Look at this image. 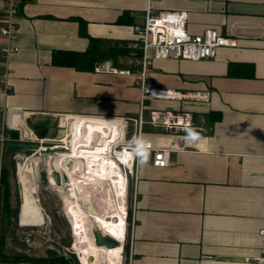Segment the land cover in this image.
<instances>
[{
  "label": "crops",
  "instance_id": "crops-1",
  "mask_svg": "<svg viewBox=\"0 0 264 264\" xmlns=\"http://www.w3.org/2000/svg\"><path fill=\"white\" fill-rule=\"evenodd\" d=\"M148 2L26 0L18 17L19 40L10 42L0 33V87L5 77L11 85L8 94L0 90V131L14 130L13 120L24 135L32 128L43 137L50 135L55 119L69 130L77 117L71 115L138 116L136 76L99 67H130L134 25L144 22ZM153 5L188 11L191 34L213 28L235 44L219 48L213 59L154 63L157 86L206 91L208 99L145 102L148 116L152 108L191 110L195 128L186 134L197 144L173 149L165 167L153 164L151 151L143 152L140 177L133 180L129 264H264L255 259L262 255L259 230L264 228V0H154ZM7 21L5 0H0V27ZM90 38L99 40L105 54L92 66L54 63L55 52H84ZM10 44L20 50L5 58L2 49ZM99 116L85 117L107 119ZM83 117L78 121L95 126ZM120 120L115 124L122 135ZM144 139L159 147L175 140L150 125ZM5 240L2 264H51L15 261L18 254L7 250Z\"/></svg>",
  "mask_w": 264,
  "mask_h": 264
},
{
  "label": "built area",
  "instance_id": "built-area-1",
  "mask_svg": "<svg viewBox=\"0 0 264 264\" xmlns=\"http://www.w3.org/2000/svg\"><path fill=\"white\" fill-rule=\"evenodd\" d=\"M26 0H5L7 24L0 27V33L6 36L10 42L19 40L22 28L18 22ZM154 0H149L145 14V20L142 24H135L136 42L131 44L132 59L130 67H99V70L111 73H121L136 76V85L141 90V108L138 116L134 117H114L99 115H71V116H99L108 118H119L123 125V134L115 131L110 137V149L105 156L116 158L122 151H131L130 164L123 163V170L128 178L136 182L139 179V169L144 151L153 153V164L159 167H165L170 164V154L173 149H186L196 147L197 138L186 134L188 130L195 128L194 114L188 109L176 108H152L148 118L145 114V102L150 98L178 99L181 101H205L208 99L206 91H179L172 88L160 87L155 84L154 63L161 59H189L204 60L213 59L218 56L219 48L226 45L235 44L234 39L227 37L213 28L206 29L201 34H191L187 28L189 13L186 10H156L153 5ZM19 46L10 44L4 46L2 51L5 58L19 51ZM3 85L0 90L8 94L11 91V85L8 79L2 78ZM15 114L13 115V117ZM62 115H60L59 119ZM19 122V121H18ZM59 124L62 126L60 120ZM154 128H163L167 130L175 140L170 146H155L151 141L144 139V133L147 126ZM14 130H18L20 138L17 140H30L29 142H38L39 148H43L42 143L45 139L36 134L31 128L30 136L23 134V129L19 123H9ZM67 129V127H65ZM67 136H70L71 130H68ZM9 141L6 130L0 131V142L5 144ZM66 141V140H65ZM38 148V149H39ZM64 149L62 154L71 153V143L66 141L61 145ZM39 149V150H40ZM20 163V162H19ZM18 163V166H19ZM122 163V162H121ZM64 178V175H63ZM127 185V188H128ZM128 213V211H127ZM126 217L127 214H126ZM3 195L0 190V249L3 228ZM262 244V255L255 257L258 262L264 263V228L259 230ZM0 264L2 259L0 258Z\"/></svg>",
  "mask_w": 264,
  "mask_h": 264
},
{
  "label": "bare ground",
  "instance_id": "bare-ground-1",
  "mask_svg": "<svg viewBox=\"0 0 264 264\" xmlns=\"http://www.w3.org/2000/svg\"><path fill=\"white\" fill-rule=\"evenodd\" d=\"M83 116H77L72 121L70 136H65L63 139L71 143V154L62 156L56 161L50 160V181L58 187L54 172H63L68 178L70 191L73 196V203L69 207L68 217L74 224L75 242L74 248L80 253L82 264H122L124 244L127 236V221H126V189L127 181L123 163L130 164L131 151H122L119 155V160L105 156L107 150L110 149V137L115 131L118 132L115 124L116 118L95 119L89 120L95 126L84 125V121H78ZM16 119V118H15ZM18 120L20 118H17ZM18 123V122H17ZM25 123V122H24ZM20 124V123H19ZM27 128V126H26ZM29 130V129H28ZM30 134V133H29ZM69 158V159H66ZM30 165L24 164L19 174V179L22 187V200L24 211L27 214H32L38 209L36 197L39 193L37 184L39 174V158H29ZM122 162V163H121ZM29 163V162H28ZM63 170V171H62ZM61 175V174H60ZM63 181V180H62ZM116 187L117 192L121 194L124 205L113 208L110 202L111 190ZM103 189L102 197L96 193L93 196L94 189ZM64 193V190H62ZM91 193V195H90ZM81 195L87 198L90 196L94 201L92 204L84 206L81 203ZM89 197V198H90ZM111 204L105 210H95V203L104 202ZM113 208V209H112ZM92 219L96 224L94 227L100 229L104 234L111 235L118 239L119 244L114 248L99 246L95 242L94 227H89L88 222ZM94 257L95 260H91Z\"/></svg>",
  "mask_w": 264,
  "mask_h": 264
},
{
  "label": "rangeland",
  "instance_id": "rangeland-1",
  "mask_svg": "<svg viewBox=\"0 0 264 264\" xmlns=\"http://www.w3.org/2000/svg\"><path fill=\"white\" fill-rule=\"evenodd\" d=\"M148 117V112L146 113ZM59 124V120L55 119L50 127L51 133L48 136H43L45 141L41 146L43 148L39 149H29L23 148L20 151H16L13 153H6L3 158L4 164H8L11 166L12 170V204L13 207L18 209L17 212H14V216L5 221L4 232L7 238L6 245L7 250L23 255H31L34 257H50V256H58V255H66L67 257L73 256L74 260L78 259L80 264H82L80 256L81 253L74 248L75 242V229L74 224L69 219V207L73 203V196L70 191V186L68 181L65 178L63 172H60L62 187H58L56 184H52L50 181V160L56 161L61 157V153L64 152V149L61 148V145L65 144L66 141L63 139L64 136H67L68 128L61 127ZM30 141V140H26ZM39 158V174L37 179V184L39 187V193L36 197V201L38 204V209L33 215V217H29V214L26 215L23 213L24 208L22 209V187L19 182V174L21 172L22 167L26 163V165H30L29 158ZM69 159V158H66ZM20 162V163H19ZM29 162V163H28ZM13 163V166H12ZM19 163V167H18ZM63 171V170H62ZM64 175V178H63ZM133 180L130 178V183L128 188L126 189V214L128 216L127 211L131 209L134 200L135 187L133 190ZM64 190V193H62ZM93 196L98 193L101 197L103 189H94ZM110 202L113 208H118L124 205V201L122 200L121 194L117 192L116 187L112 188ZM91 195V193H90ZM90 196L88 198L85 195H81V203L84 206L92 204V199ZM106 199L104 202L95 203V210H105L110 206L106 204ZM111 207V206H110ZM21 213L25 214L20 215ZM112 208V209H113ZM109 209V208H108ZM25 212V211H24ZM40 212V213H38ZM39 214V216H38ZM127 221V236L125 246L128 241H131V230L132 223L126 217ZM89 226L87 228L94 227L96 224L92 219L88 222ZM130 247V246H129ZM91 260H95L94 257H90ZM123 261L122 264H129L130 261V252H127L126 247L124 248L123 253Z\"/></svg>",
  "mask_w": 264,
  "mask_h": 264
},
{
  "label": "trees",
  "instance_id": "trees-1",
  "mask_svg": "<svg viewBox=\"0 0 264 264\" xmlns=\"http://www.w3.org/2000/svg\"><path fill=\"white\" fill-rule=\"evenodd\" d=\"M119 22H124L123 19H119ZM90 46L84 52L79 51H72V50H60L55 52L54 54V63L59 65H69L75 66L79 68H84L85 66H92L95 61H98L100 57L103 58V53L100 52L97 44L99 42L98 39L90 38ZM47 129H44V134H47ZM10 134L9 137L11 140H18L19 139V132L18 130H10L8 131ZM19 147H9L5 144L2 145L0 142V190L1 194L4 196V205H3V228H2V237H1V245L4 242V225L5 221L10 220L14 216V212H17L18 209L13 207L12 204V170L11 166L8 164H4L3 158L6 151L11 153L20 151ZM13 166V163H12ZM128 219L130 223H132V210H128ZM130 241L126 244L127 252H130ZM3 254L1 253L0 249V258H3ZM15 261H34V262H41V263H51V264H80L79 260H74L73 256L67 257L66 255H58V256H50V257H25L22 255H16Z\"/></svg>",
  "mask_w": 264,
  "mask_h": 264
},
{
  "label": "water",
  "instance_id": "water-1",
  "mask_svg": "<svg viewBox=\"0 0 264 264\" xmlns=\"http://www.w3.org/2000/svg\"><path fill=\"white\" fill-rule=\"evenodd\" d=\"M6 145L9 147H19L22 149L23 148L38 149L40 146L38 142H27L23 140H19V141L9 140L6 142ZM54 177L58 184L62 183L61 176L58 171L54 172ZM66 178H68V176H66ZM3 205H4V196H3ZM94 235H95V242L99 246H105L107 248H114L118 246L119 244V241L117 238L111 235H108V234H104L100 229H97L96 227H94ZM124 248H125V244H124Z\"/></svg>",
  "mask_w": 264,
  "mask_h": 264
}]
</instances>
